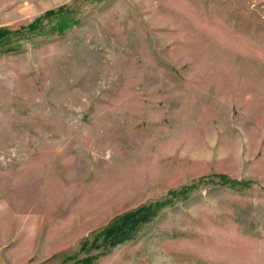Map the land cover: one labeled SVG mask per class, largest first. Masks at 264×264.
Segmentation results:
<instances>
[{
	"label": "rangeland",
	"instance_id": "1",
	"mask_svg": "<svg viewBox=\"0 0 264 264\" xmlns=\"http://www.w3.org/2000/svg\"><path fill=\"white\" fill-rule=\"evenodd\" d=\"M0 261L264 264V0H0Z\"/></svg>",
	"mask_w": 264,
	"mask_h": 264
},
{
	"label": "crops",
	"instance_id": "2",
	"mask_svg": "<svg viewBox=\"0 0 264 264\" xmlns=\"http://www.w3.org/2000/svg\"><path fill=\"white\" fill-rule=\"evenodd\" d=\"M1 262V261H0Z\"/></svg>",
	"mask_w": 264,
	"mask_h": 264
},
{
	"label": "trees",
	"instance_id": "3",
	"mask_svg": "<svg viewBox=\"0 0 264 264\" xmlns=\"http://www.w3.org/2000/svg\"><path fill=\"white\" fill-rule=\"evenodd\" d=\"M223 177V176H222Z\"/></svg>",
	"mask_w": 264,
	"mask_h": 264
}]
</instances>
